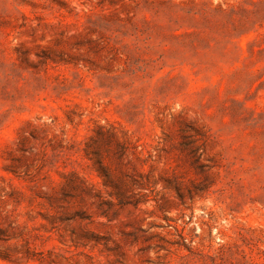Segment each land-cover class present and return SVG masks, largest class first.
I'll use <instances>...</instances> for the list:
<instances>
[{"label":"rangeland","instance_id":"1","mask_svg":"<svg viewBox=\"0 0 264 264\" xmlns=\"http://www.w3.org/2000/svg\"><path fill=\"white\" fill-rule=\"evenodd\" d=\"M0 264H264V0H0Z\"/></svg>","mask_w":264,"mask_h":264},{"label":"trees","instance_id":"2","mask_svg":"<svg viewBox=\"0 0 264 264\" xmlns=\"http://www.w3.org/2000/svg\"><path fill=\"white\" fill-rule=\"evenodd\" d=\"M104 185L107 186L108 184L106 182H104Z\"/></svg>","mask_w":264,"mask_h":264}]
</instances>
